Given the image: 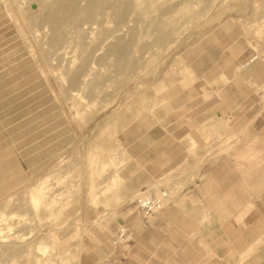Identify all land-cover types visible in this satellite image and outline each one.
I'll list each match as a JSON object with an SVG mask.
<instances>
[{"label":"rangeland","instance_id":"rangeland-1","mask_svg":"<svg viewBox=\"0 0 264 264\" xmlns=\"http://www.w3.org/2000/svg\"><path fill=\"white\" fill-rule=\"evenodd\" d=\"M59 1L0 0V264H81L113 244L119 120L185 57L211 72L264 53V0H76L71 19Z\"/></svg>","mask_w":264,"mask_h":264},{"label":"crops","instance_id":"crops-1","mask_svg":"<svg viewBox=\"0 0 264 264\" xmlns=\"http://www.w3.org/2000/svg\"><path fill=\"white\" fill-rule=\"evenodd\" d=\"M249 48L211 72L185 57L187 72L158 79L142 110L119 120L111 207L134 241L86 246L81 264H264V53ZM156 186L171 198L145 220L131 203Z\"/></svg>","mask_w":264,"mask_h":264},{"label":"built area","instance_id":"built-area-1","mask_svg":"<svg viewBox=\"0 0 264 264\" xmlns=\"http://www.w3.org/2000/svg\"><path fill=\"white\" fill-rule=\"evenodd\" d=\"M257 57L258 56L255 55L250 60L243 63L241 67H248ZM259 92L264 94V82L259 86ZM170 198L171 192L167 187H160L154 191H144L139 194L136 199L138 212L143 219L148 220L153 215L163 210ZM133 241L134 234L132 229L127 224H119L113 237V245L120 246L130 244Z\"/></svg>","mask_w":264,"mask_h":264},{"label":"bare ground","instance_id":"bare-ground-1","mask_svg":"<svg viewBox=\"0 0 264 264\" xmlns=\"http://www.w3.org/2000/svg\"><path fill=\"white\" fill-rule=\"evenodd\" d=\"M69 0H67V2L65 1V0H60L59 1V5H60V8H61V10L62 11H58L57 10V13L58 12H64L63 11V9L64 10H67L68 12H69V16H68V18H73L74 16H75V14L78 12V10H79V7L78 6H80V5H77V2H76V0H71V1H69ZM92 1V0H91ZM91 1H90V3H91ZM97 1V0H96ZM108 1V0H107ZM107 1H105V0H99V3H98V5H101V4H103L104 2L105 3H107ZM87 3H89V2H87ZM96 3L97 2H94L93 3V1H92V3L91 4H89V6L87 7V9H88V11H92L94 8H95V5H96ZM104 3V4H105ZM124 3V2H123ZM127 3H129V2H127ZM106 5V4H105ZM127 6L129 7V9H130V3H129V5L127 4ZM126 6V7H127ZM81 7V6H80ZM100 7V6H99ZM123 7V6H122ZM126 7H123V8H126ZM127 7V8H128ZM59 8V6L57 7V9ZM59 8V9H60ZM84 8V7H83ZM82 8V9H83ZM126 8V9H127ZM97 9H100V8H97ZM84 10V9H83ZM82 10V11H83ZM123 10H125V9H123ZM81 11V12H82ZM95 11V10H94ZM121 12H122V10H120ZM119 11V12H120ZM128 11V10H127ZM84 12V11H83ZM119 12H117V15L119 14ZM120 12V13H121ZM54 14L56 13V12H53ZM55 14V15H58V14ZM63 14V13H62ZM85 14H88V12L87 13H85ZM48 15V14H47ZM49 15H51V14H49ZM59 15H61V14H59ZM63 16V15H62ZM119 16V15H118ZM57 17V16H56ZM121 17V16H120ZM54 18H55V16H54ZM78 18H80V17H78ZM78 18H77V20H78ZM124 17H122V19H123ZM52 19V18H51ZM47 20H48V18H47ZM53 20V19H52ZM56 20H58V17H57V19ZM60 20V19H59ZM69 20V19H68ZM73 20V19H72ZM76 20V19H75ZM80 20V19H79ZM121 20V19H120ZM51 21V20H50ZM50 21H49V24H50ZM46 22H48V21H46ZM52 22V21H51ZM74 22H76V21H74ZM66 23V22H65ZM54 24H56V23H54ZM62 24V23H61ZM63 24H64V22H63ZM67 24V23H66ZM69 24V23H68ZM72 24V23H71ZM54 27L55 26H53V30H54ZM57 28V27H56ZM126 48V46L124 45V42L121 40V39H118L117 40V42L115 43V44H112L110 47H109V52H112V51H114L115 52V55L118 57V58H121V57H124V55L126 54V52H125V49ZM122 54V55H121Z\"/></svg>","mask_w":264,"mask_h":264}]
</instances>
